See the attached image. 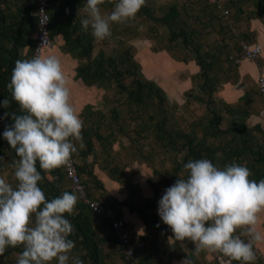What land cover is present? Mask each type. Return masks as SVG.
<instances>
[{"label":"clouds","instance_id":"clouds-1","mask_svg":"<svg viewBox=\"0 0 264 264\" xmlns=\"http://www.w3.org/2000/svg\"><path fill=\"white\" fill-rule=\"evenodd\" d=\"M105 2L86 0L83 7L86 18L81 25L84 31L91 28L96 41L111 38L113 24L135 20L146 5V0H115L113 10L104 12ZM34 15L41 25L49 19L43 8ZM40 49L32 58L15 62L8 84L23 114L12 113L14 123L3 132L18 159L13 165L15 187L0 175V256L9 247L22 246L16 264H84L74 253L75 242L69 237L75 228L65 216L77 213L79 195L65 191L49 201L39 187L41 170L68 166L79 154L77 144L84 147V122L72 103L62 61ZM2 103L10 106L7 99ZM183 169L187 177L180 176L166 189L158 207L174 240H190L197 254L220 253V264H257L255 245L264 240L258 231L264 218V179H250V169L235 162L221 169L208 159L189 160ZM183 264L192 261L187 257Z\"/></svg>","mask_w":264,"mask_h":264},{"label":"rangeland","instance_id":"rangeland-1","mask_svg":"<svg viewBox=\"0 0 264 264\" xmlns=\"http://www.w3.org/2000/svg\"><path fill=\"white\" fill-rule=\"evenodd\" d=\"M221 1L230 10V13L226 17L214 5L207 4L203 0H146V5L152 7L154 10L153 13L156 16L164 15L169 11L171 5H177L180 13L176 16V22L171 26H167L139 12L136 19L129 21L127 24H113L112 37L104 41H96L91 33V28L88 31H84L81 25V20L86 18V13L83 11L84 5L74 12L73 17L77 20L76 29L79 32L71 31V34L79 35L83 43L89 41L92 44L91 60L96 58L99 52H103L105 57L112 55L119 60L124 54L129 55L137 63L132 69L138 71L137 73L134 71L131 74H123L121 76L123 83L133 89H137L135 80L138 78H147L163 89L165 100L161 101L155 95L146 98L141 103L130 98L128 93L122 91L112 78L110 82L106 81L102 87L92 85L93 88H91V86L83 85L80 81L81 79L77 78L76 70L74 71V69H76L78 63L86 61L85 57L80 59V61L74 59L70 73L66 75L71 76L77 86L78 83L80 84L82 96L81 119L84 122L83 129L89 131L93 141V150L89 155V157H93L91 159L89 158V162L80 159V150H83L85 146L80 149L79 144H77L79 154L75 155V157L77 159L78 169L84 164L89 167L91 164L95 165L96 162L102 165L104 164L107 170L109 169L108 173L111 172L112 175L119 178L118 180L123 184L122 189L128 191V202L142 208L149 216L150 209L156 204H159L160 200L157 198L145 199L143 190L138 185L133 184V180H124L120 177L125 172H132L134 169L136 173L138 172L137 174L142 175V183H146L148 179H153L155 181L154 187L159 189L158 193L162 189H167L163 181L164 178L168 180L172 177H176L178 180L180 176L186 178L188 174L183 169V165L185 164L183 160L186 151L183 149L177 151L171 147L164 149L162 147L163 142L160 143L162 140L157 139L159 123L164 119L163 125L166 130H178L185 133L196 132V135L200 137L203 127L206 129L209 128L210 130L215 127L209 120L212 114H214L212 107L220 110L224 104L219 97L214 95L216 90H214L215 92L203 90V77L197 75L192 76L189 80H185L187 76L185 75L186 70L185 72L181 71L180 76L175 70L171 73L168 72V59L163 54H161L163 56H160L159 53L166 52L172 57L184 61L198 59L199 56L202 60L208 61L205 53L211 51L216 54L218 57L217 60L223 62L227 67L228 61H232L231 54L233 53L232 50L225 47L224 43V37L228 36V20L238 12V6H242L244 10H247V15H251L253 11L260 12V10L257 7H253L252 4L256 2L254 0ZM114 2L115 0H106L105 4L101 5L102 11H112ZM85 3L86 0H84ZM181 29L188 32L193 31L189 44H183L181 37L170 39L171 31L179 32ZM60 39H62L61 36ZM56 41V37L52 39V46L56 45ZM236 42V45H239V41ZM57 45L59 46V44ZM61 45L59 46L60 48ZM24 51V49L21 50L23 53ZM197 54H199L198 57ZM149 56H153V58H144ZM20 59H26V57H21ZM146 59L152 63H147ZM122 64L127 66L128 61L125 60ZM151 64H154L152 68ZM233 71L227 72L225 69L220 70L216 67V72H211L210 74L209 87L221 86L222 84L219 83L227 78V74L228 76L232 75ZM177 76L180 77V80L188 83L187 86L190 88L185 89L186 91L183 95L178 91L179 94H174L171 97L169 90L172 94L170 87L175 82L177 83ZM143 88L146 91L149 90L146 85ZM180 88L184 89L186 87L182 86ZM86 103L89 104L85 107ZM0 106L2 113V100L0 101ZM223 110L225 111L224 108ZM224 111L221 114L222 119L219 123L221 129L232 125L231 123L234 121ZM230 129L233 130L234 128L231 126ZM228 132L220 133L219 135H208L205 137V142L212 144L206 145H211V147L215 148L220 147L221 149L227 148L225 142L230 141V138L233 137V134L229 136ZM96 133L101 136L100 139ZM176 143L179 145L180 140L177 139ZM216 156L218 158L217 153ZM0 157H4L3 161H0V175L4 176L15 187L17 181L14 177L13 165L17 158L11 156L10 152L5 149L0 151ZM219 157H221V154ZM218 166H220V163H216V167ZM223 166L226 165L223 164ZM177 167L179 170H176ZM86 169L89 173L82 174L78 170L84 185L90 188V193H101V195H104L105 198H100V201L107 205L108 201L106 202V200L110 198L107 190L101 186V181L93 175V171H90L88 168ZM140 172H145L146 175ZM137 176L140 177L139 175ZM46 178L53 180L49 175ZM57 184L63 185L65 188H70L67 180H64L63 184H59L58 182ZM129 185L135 188L134 191L129 188ZM171 186L172 183L169 182V187ZM155 192L157 193V191ZM102 247L104 264H111L108 260L114 261L115 263L113 264H125L123 258L120 261L117 255H114L116 248L112 247L111 243L108 244L107 249H105V245ZM113 249H115V252ZM76 254L79 255V252L77 251ZM18 255V252L12 251L11 259H16ZM108 255L113 256L109 259ZM52 264H58V262L54 260Z\"/></svg>","mask_w":264,"mask_h":264},{"label":"trees","instance_id":"trees-1","mask_svg":"<svg viewBox=\"0 0 264 264\" xmlns=\"http://www.w3.org/2000/svg\"><path fill=\"white\" fill-rule=\"evenodd\" d=\"M83 5L84 0H51V6L48 9V13L50 15L49 28L51 32V38L54 39L56 36H61L63 39L61 48L64 51L70 53L74 58L77 59H83L84 57L86 58L85 62L78 63L77 65V78L81 79L87 86L96 84L100 87H102L106 81L110 82L112 78L122 91L128 93L130 98L141 103H143L146 98L153 97L155 95L159 98V100H165L163 89L158 85H155V83H153V81L150 79H136L135 85L137 89H133L123 83L121 77L123 74H131L134 73V71L137 73L138 71L136 69H132V67H135L137 63L131 59L129 55L124 54L119 60L117 57L112 55L105 57L103 52H99L98 56L94 58L95 60H91V53L93 49L92 44L89 41L87 43H83L81 40L82 38L79 35L71 34V31H74L77 26V20L75 17H73L74 12L83 7ZM35 8V0H0V101L2 100L3 102L5 99H7L10 102V106L8 108L3 107L2 103V113L0 111V151L5 149L10 152L11 156L17 159L18 157L15 153V150L11 149L7 140L4 139L3 132L5 131L6 127L14 123L11 115L12 113L17 115H22L23 113L21 112L18 103L13 100L11 92L8 89V84L11 80L12 70L15 67V62L21 57H26V59H29V54L34 44L33 36L35 34L37 24V16L34 15ZM237 8V13H240L243 10L240 8V6ZM258 8L261 11H264V0L258 1ZM140 12L156 22H161L167 26H171L174 22H176V16L180 13V10L177 5L173 4L171 5L169 11L164 15L156 16L153 13L154 10L152 7L145 5L140 10ZM192 34L193 31L188 32L184 29H181L179 32L171 31L170 39L181 37L183 44H189ZM22 49L25 50L24 53L21 52ZM237 49L240 50V46H238ZM198 56L199 54H197V57ZM205 57L208 59V61L202 60L200 56L198 59H195L197 65L200 68V71L197 75L199 77H203V90L211 92L218 89V86L209 87L211 72H216V67H218L220 70L228 68L231 69L230 63L232 61L228 62L226 67L223 62H219L217 60L218 57L214 52H206ZM125 60L128 61V65H121V63H123ZM145 85L147 86V89H149L148 91L143 88ZM227 107V104H223L225 111L222 107L220 110L212 107L214 114H212L210 117L211 119L209 118V120L215 125V127L212 128V130L203 127L200 137L196 135V132L185 133L178 130H166L163 125V119V121H161L158 125L157 139L162 140L160 143L163 142L162 147L164 149L171 147L177 151L182 149L186 151V155L183 160L184 163H187L189 160L208 159L214 164V166H216V163H220L218 168L221 169L225 167L223 164L226 166L233 162L243 164L244 166L248 167L252 173L250 179L259 182L261 179H264L263 134L260 131L258 134L253 135L251 132L247 131V128L243 124L239 125L237 129L234 127V121H232V125H228V127L225 129H221L219 126V123L222 119L221 114L223 111L227 113ZM5 113H9L7 118H4ZM231 126L234 128L233 131L230 129ZM226 132H228L230 135L233 134V137L230 138V141L225 142L227 148L221 149L220 147L215 148L211 147V145H206L212 144L205 142V137L208 135H219L220 133ZM96 135L99 139L101 138L98 133H96ZM82 136L83 139H85V148L80 150L79 157L82 161H85V159H87V157H89L90 153L92 152L93 145L91 142L92 139L87 129L82 130ZM177 139L180 140L179 145L176 143ZM217 151L220 153L218 154ZM220 154L221 157H219ZM37 167L39 170V165H37ZM86 168H88V166L84 164L80 166L78 170L82 174L89 173L87 172ZM176 170H179V168L177 167ZM41 172L44 176V179L40 182V187L44 191L47 200L51 201L53 198L61 196L65 191L73 192L69 180L65 178L63 167L54 169L48 173H44L43 170H41ZM47 175L53 178V180L46 178ZM63 179L69 182L70 188H65L63 185L57 184V182L59 184H63ZM163 181L166 188H168L169 182L173 185L177 181V178L172 177L169 180L164 178ZM149 184L153 187V189H155V191H157V193H155L158 194L159 189L154 187L155 181L150 179ZM129 188L131 190L133 189V191L135 189L130 185ZM86 189L88 197L91 200L101 202L99 199L95 198L92 193H90V188L86 187ZM112 205L118 209H120V206L122 205L129 207L131 212H136V214H138L147 228L150 227L155 229V227L158 226L159 228L161 226L158 219L155 217L150 218L149 215L144 213L145 211L142 208L135 206L130 202H119L118 204ZM91 210L92 209H90L89 206L85 205L79 199L77 204V213L75 215L65 214L66 218L71 221L75 228L74 233L69 238L75 242L74 253L76 254L77 251L79 252V256L84 261V264H104V256L100 242L106 243L108 241H112L116 243L117 240L112 234L111 225L108 219L106 220L103 217L98 216ZM95 221H101L103 225H108L107 227L110 229V234L107 236V238H99V234L94 227ZM168 229L171 228L168 226ZM174 242L177 241L174 240ZM175 245L177 246V244ZM178 250L182 251L181 248H178ZM12 251H16L18 254H20L23 251V248L22 246L17 248H7L5 254L0 256V262H4L3 264H16L18 257L12 260L10 258ZM136 254L140 263L144 264L140 259L138 250H136ZM232 264H241V262L233 261Z\"/></svg>","mask_w":264,"mask_h":264},{"label":"crops","instance_id":"crops-1","mask_svg":"<svg viewBox=\"0 0 264 264\" xmlns=\"http://www.w3.org/2000/svg\"><path fill=\"white\" fill-rule=\"evenodd\" d=\"M254 1L256 2L252 4L253 7L258 8V1L260 0ZM240 8L243 9L242 6H240ZM247 12V10L243 9L240 13L234 14L231 19L228 20V36L224 37V43L225 47L232 50L233 53L231 54L232 62L228 61L231 62V69L228 68L225 70L227 72L231 70L234 71L230 76L227 74V78L219 83L222 85L218 86L216 92L214 91V95L219 97L224 104L228 105L226 115L228 116L229 114L234 119V127L238 129V126L243 124L247 128V131L251 132L253 135L258 134L261 131L264 140V97L258 92L256 84L258 75L261 73L264 74V11L260 10L261 13L253 11L251 12V15H247ZM74 31L79 32L77 29ZM56 39V45H53L52 48L45 49L42 54L46 56L55 55L59 57L62 61L65 75H67V73H70L71 65L74 64V59L77 58H74L72 55L70 56V53L59 47L62 44V39H60V37L56 36ZM236 41H239V44L241 42L259 43L262 46L261 55L253 62L246 59H240V50L237 49L239 45H236ZM57 44H59V46ZM235 46L237 47L235 48ZM235 49L236 51H234ZM161 54L168 59V72L171 73L175 70L180 76L181 71L185 72L186 70L185 75L187 76L185 80H189L192 76H197L200 71L195 59L184 61L182 59L172 57L166 52L159 53L160 56H163ZM144 58L152 59L153 56ZM78 60L80 61V59ZM146 62L152 63L147 59ZM153 65L154 64H151V68ZM75 70L76 69H74V71ZM67 77L70 81L72 91V103L81 117L82 96L80 92V84L78 83L77 86L73 82V78H71V76ZM179 78L180 77L178 76L176 77L177 83L173 79L175 84L170 87L172 94L169 90V95L171 97L174 96V94H179V92L183 95L187 88H190L187 86L188 83H185L184 80H180ZM80 81L83 83L82 80ZM182 86L186 88L181 89L180 87ZM91 88H93L92 85ZM87 104L89 103H86L85 107ZM91 142L93 143V141ZM91 157H87L85 161L89 162V158L91 159ZM98 164V162H96L95 165L91 164L90 167L88 166V169L93 171V175L101 181V186L107 190V194L110 198L107 199L106 202L108 201L111 205L118 204L119 202H128V191H124L122 189L123 184L120 183L118 180L119 178L112 175L111 172L108 173L109 169L107 170L104 164H99L100 167ZM134 173H136V171L133 169L132 172H125V174H123L120 178L124 180H133V184L138 185L139 188L143 190V196L147 200L153 198L160 200L162 198L166 189H162L158 194H156L153 187L149 184L150 179H148L146 183H142V175L140 176V174H137L138 172L136 174ZM140 173L145 174V172ZM93 196L99 200L100 198H105V196L101 195V193L93 194ZM108 203L107 205L113 208L115 216L125 221L131 242L136 247V250H138L140 259L144 264H183V261L187 257L190 258L192 264H220V253L202 250L197 254L194 252L195 244L187 239L183 242H174V240L170 241L169 237H173V232L171 229H168V225L164 224L158 214L159 204H156L150 209V218L155 217L158 219L161 226L159 228L157 226L155 229H152L150 227L147 228L138 214H136V212H131L129 207L122 205L120 206V209H118L117 207H114V205L110 206ZM107 226L103 225L101 221H95L94 227L99 234V238H107L110 234V229ZM258 231L264 234V218L261 219ZM100 243L101 247L105 245V249H107L108 244L111 243L112 247L116 248V252L115 249H113L115 252L114 255H117L118 260L122 261V250L117 242L108 241L106 243ZM175 244H177V246ZM178 248H181L182 251H179ZM255 251L258 256L257 264H264V240L256 243ZM112 256L113 255H108V258L111 259ZM108 262L111 264L115 263L112 260H108ZM3 263L0 262V264Z\"/></svg>","mask_w":264,"mask_h":264},{"label":"built area","instance_id":"built-area-1","mask_svg":"<svg viewBox=\"0 0 264 264\" xmlns=\"http://www.w3.org/2000/svg\"><path fill=\"white\" fill-rule=\"evenodd\" d=\"M36 8L34 14H39L43 8L50 19L48 9L51 6V0H35ZM207 3L215 5V7L222 12L225 17L230 13V10L225 7V4L220 0H204ZM37 16L36 30L34 34V44L29 54V59L37 54V50L40 49L42 54L43 50L52 47V38L48 21L41 25L40 18ZM240 46V59H246L249 61H255L262 53V46L259 43H247L241 42ZM258 92L264 97V74H259L256 79ZM65 178L69 180L73 191L79 195L80 200L92 209L91 211L98 216L108 219L111 225L112 234L116 237L117 243L122 250V256L125 264H141L137 254L136 247L133 245L130 239V235L127 231L126 223L123 219L115 216L113 208L109 207L98 201H93L88 197L86 186L80 178L78 172V163L76 157L73 155L70 164L63 167Z\"/></svg>","mask_w":264,"mask_h":264},{"label":"bare ground","instance_id":"bare-ground-1","mask_svg":"<svg viewBox=\"0 0 264 264\" xmlns=\"http://www.w3.org/2000/svg\"><path fill=\"white\" fill-rule=\"evenodd\" d=\"M119 218V217H118Z\"/></svg>","mask_w":264,"mask_h":264}]
</instances>
